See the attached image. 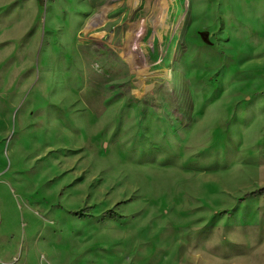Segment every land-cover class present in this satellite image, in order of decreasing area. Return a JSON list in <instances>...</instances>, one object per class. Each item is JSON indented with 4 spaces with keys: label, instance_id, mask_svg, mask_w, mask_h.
Returning a JSON list of instances; mask_svg holds the SVG:
<instances>
[{
    "label": "rangeland",
    "instance_id": "rangeland-1",
    "mask_svg": "<svg viewBox=\"0 0 264 264\" xmlns=\"http://www.w3.org/2000/svg\"><path fill=\"white\" fill-rule=\"evenodd\" d=\"M250 1L0 0V264H264Z\"/></svg>",
    "mask_w": 264,
    "mask_h": 264
},
{
    "label": "bare ground",
    "instance_id": "bare-ground-1",
    "mask_svg": "<svg viewBox=\"0 0 264 264\" xmlns=\"http://www.w3.org/2000/svg\"><path fill=\"white\" fill-rule=\"evenodd\" d=\"M242 8H243V13H246V14H253V13H260V12H263L264 11V1H262V0H256V1H250V2H248V3H244L243 5H242ZM30 12V11H29ZM101 13V12H100ZM72 15V14H71ZM70 15V16H71ZM54 16V13H53V9H50L49 10V17L50 18H52ZM69 18H71V17H69ZM72 19V18H71ZM105 16H104V14L103 15H100V16H98L95 20H93L92 21V23H91V26L93 27V26H96V25H99V24H101V23H104L105 22ZM50 20V19H49ZM75 22V21H74ZM91 22V21H90ZM49 22L47 21V24H48ZM67 23H69V21L67 22ZM72 24V23H71ZM51 28V27H50ZM72 28H73V26H72ZM71 28V29H72ZM71 31V30H70ZM254 121V120H253ZM239 122H237V124H238ZM256 132H258V131H256ZM203 133V132H202ZM199 134V133H198ZM244 134V133H243ZM201 135V134H200ZM257 135V134H256ZM243 136V135H242Z\"/></svg>",
    "mask_w": 264,
    "mask_h": 264
},
{
    "label": "trees",
    "instance_id": "trees-1",
    "mask_svg": "<svg viewBox=\"0 0 264 264\" xmlns=\"http://www.w3.org/2000/svg\"><path fill=\"white\" fill-rule=\"evenodd\" d=\"M257 193H264V188L263 189H260V190H256L252 194L255 195ZM247 195H250V193H248ZM109 213H112V211H110Z\"/></svg>",
    "mask_w": 264,
    "mask_h": 264
}]
</instances>
